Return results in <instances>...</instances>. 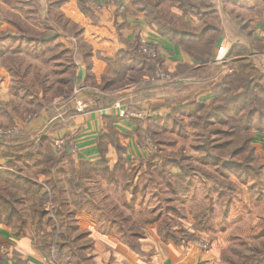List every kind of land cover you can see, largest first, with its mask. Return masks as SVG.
Wrapping results in <instances>:
<instances>
[{"label":"rangeland","instance_id":"obj_1","mask_svg":"<svg viewBox=\"0 0 264 264\" xmlns=\"http://www.w3.org/2000/svg\"><path fill=\"white\" fill-rule=\"evenodd\" d=\"M256 3V0L214 2L221 31L229 29L231 35H236L239 31L236 26L239 19L236 16L239 15L245 21L252 19L254 17L252 13L255 11L250 9L256 6ZM107 4H109L107 5L109 10L114 7L112 13H125L124 5L116 6L114 2L113 6L111 3ZM88 5L97 11V7H94L91 2L88 1ZM46 8L41 0H0V23L6 26L5 30H0V34L53 40V44L50 43L51 47L47 50L43 48L42 51L46 52L38 57L41 59H30L31 57L22 55L25 58L24 61L22 60L24 63L22 65L29 64L27 74L20 81L24 83L23 87L35 90L33 82L38 75L42 76V80L50 81L53 78L51 71H57L55 66L57 64L63 67L65 72L58 79L64 83L69 82L67 84L71 85L68 95L65 87H49L50 90L46 94L41 89L44 98L38 102L37 99L29 94L26 95L21 90L14 91L13 87L19 84V80H16L9 72L6 62L0 56V197H4L7 201L6 204L3 202L0 204V227L13 229L22 225L20 232L34 237L43 246L45 253L50 255L53 251L47 247V242H52L53 239L57 242L67 241V239L71 241L78 235H82V240L68 246L64 251L65 255H61L62 260L53 253L56 261L67 259L69 264H76L78 259L69 249L73 251L71 248L76 249V247L90 244L88 234L84 230L86 224H93L90 225L93 228L95 224L96 228H99L97 224L103 223L105 229L112 226V231L120 232L118 224L123 221V218L130 215L132 221L141 223L144 219L153 216L152 212L161 199L172 196L167 191L169 190L167 187L159 186L158 181L160 183L161 177L157 172H153V181L158 185L148 187L142 204L138 203L141 195L138 196L133 214L126 208V204L130 201V194L122 190L123 178L118 172L114 178H111L108 172L100 168L98 174L91 172L89 177L90 172L86 168H80L81 165L75 166L68 155L63 157L60 155L62 148L55 147L53 142L51 144L47 134L49 130L45 124L42 123L39 130L34 128L28 130L30 125L39 122V117H46L49 120L61 115L63 111L72 113L73 110L69 108L72 104L75 106L80 102L89 107L88 103L94 101V96L101 95L100 91H102L99 87L100 83L95 81L82 85L77 78L78 71L88 65V59L86 60L78 49L81 41L86 43L81 32L79 36L75 34L77 30H81V27L73 24L69 19L46 17ZM157 8L177 24V18H179L177 9L169 0H164ZM196 10L193 9L192 13L197 12ZM58 13L56 9L54 14ZM211 21L213 22V19ZM44 25L49 29L46 30ZM155 32L157 33L156 30ZM2 44L7 45L0 40V54L5 50ZM13 44L14 42H9L10 46ZM81 50L88 53L82 48ZM155 51L157 58L153 59L143 54L151 62L140 68L134 66L132 73L127 72L130 71L127 69L124 75L126 72L127 74L113 82L112 89L103 90L104 97L96 99L98 102L94 104L91 102L92 105L112 108L120 104L124 108L144 114L142 120L131 121L135 122L137 129L140 125L139 134L136 133L142 143V145L138 144V137L135 135L138 148L135 147V152L131 155L143 153L142 159H146L153 154H161L177 160V155L182 153L191 161L188 162L189 165L195 167L192 187L186 197L182 198L184 195L174 197L170 201L171 205L177 207L180 201L184 202L188 214L203 208L207 209V212H210L212 208L213 210L211 215L209 213L210 217L207 218L205 229L202 228L197 234L198 238L201 236L205 238V240H199L206 242L208 247L201 248L194 242L188 245L206 251L209 250L210 243L218 244L221 257L223 254L221 261L224 264H250L251 259H259L257 264H264V214H261L262 218L258 217L262 220L261 225L256 227V230L254 227V216L260 213L261 209L264 213V94H260L256 100L257 110L260 111L263 119L259 122L258 118L255 119L247 136H243L241 131L238 135H230V128L234 123L224 122L223 119L227 118V115L232 116L235 108L252 105V93L245 101L246 103L238 99L239 101L231 104L222 116L217 115L216 118L211 119L203 117L197 120V117L202 116V112H196L197 106L194 108L196 103L208 105L213 100L211 90L222 88L223 78L232 72L228 67L216 64L214 61H211L206 69H201L203 67L200 66L199 71H192L188 67L170 68L166 66L156 48ZM89 52L93 54L91 49ZM95 56L100 59L99 53H95ZM54 57L58 60L53 59ZM247 61L250 63L249 69L255 71L254 76H264V64L262 68H256L251 59ZM117 69L118 66L115 71ZM231 70L238 71L237 75L248 72L236 67ZM230 79L232 82L228 85L231 88L235 85L234 81L237 78L232 76ZM261 85L264 88V79ZM117 88L125 89L120 95L108 94ZM79 90L82 91L79 92ZM198 92L207 93L210 99L205 101V98L199 97ZM178 106L184 107L183 112L177 113ZM153 117L159 118L154 122L151 121ZM236 125L243 126L242 122ZM260 126L262 129L258 130L257 127ZM244 137H251L252 152L246 148L239 155L241 161L246 163L247 155L251 152L254 154L251 170L260 168L262 171L254 170L255 173H251V170L248 171L238 165H234L238 167V170L227 171L220 165L223 159L225 163L230 160L229 156L238 150V145ZM53 160H59V163L54 165ZM202 160H206V165L202 164ZM131 164L124 165L123 170L129 173L138 165ZM76 170H79L82 178L76 177ZM142 171H144V165H142ZM231 171L238 172L233 174ZM223 172H225L224 176H228L225 181L221 177ZM5 173L9 175L6 176ZM169 173L176 175L177 168H171ZM12 178L30 181L33 185H26L20 180L16 184ZM146 179L147 176H139L136 185H143ZM76 184L82 185L79 192L74 189ZM156 192L159 193L157 198ZM255 203L259 204L260 210L254 209ZM226 208L227 211H225ZM40 212L43 215L41 219L38 218ZM157 213L155 212L154 215ZM191 223L192 217L188 216L184 226L190 228ZM128 225L130 224L126 223L127 229L130 227ZM99 230L97 229L98 232ZM213 238L216 240L212 241ZM251 247L261 251V256L248 253ZM66 255L70 257L65 259Z\"/></svg>","mask_w":264,"mask_h":264},{"label":"trees","instance_id":"obj_2","mask_svg":"<svg viewBox=\"0 0 264 264\" xmlns=\"http://www.w3.org/2000/svg\"><path fill=\"white\" fill-rule=\"evenodd\" d=\"M109 1V0H108ZM164 0H129V3L131 6H133L134 10L137 12H140L143 14V18L145 23L155 28L158 35L161 37H164L170 41H172L175 45L179 46L181 50L186 54L187 57L192 59L194 62H196L199 66H202L201 69H206V67L209 65V63L212 61L213 54L215 51V47L217 44V41L222 33L221 29L219 28V22L217 21L218 16L216 14V10L214 7L209 3L207 0H169L173 6L177 9V24L172 21L170 18H168L166 15H164L159 9L157 8L159 4H161ZM78 6L81 12L88 16L90 12H92V9L88 5V0H78ZM193 9H197L195 13H192ZM127 11V8L125 9ZM120 13V12H118ZM195 18L197 22L200 24L197 28L193 27V19ZM237 19H239L236 26H238V33L236 35H242L247 36L249 33H244L243 31H246L249 28V25L247 24V20L245 21L242 17L240 18L239 15L236 16ZM213 19V22L211 21ZM215 20V22H214ZM16 25V24H15ZM45 29L47 30V26H45ZM49 29V28H48ZM22 34V33H21ZM77 36H79L80 31L77 30L76 33ZM0 40L7 43L6 46L3 48L5 49L2 54H0L1 58L6 62V67L9 68V72L12 73L16 80H19V84L14 85V91L21 90L26 95L29 94L34 99H37L36 101L42 100V91L46 94L51 87L59 86V87H65L67 95L71 91V85L64 83L61 81V79H58V77L63 76L64 68L60 65H55L57 68V71L55 72L52 70V76L53 78L49 80H42V76L38 75L36 77V80H34V89H31L30 87H23L24 83L20 82L23 80V76L27 74L29 69V64H24L22 60L24 61V57L22 55H27L31 57L30 59H41L38 58L40 55H44L45 52H43V48L47 50V48L51 47L50 43L53 44V40L48 38L46 40L44 39H35V37H26L23 38V36H8L5 33L0 34ZM14 42L13 46L9 45V42ZM54 46V45H53ZM81 48L88 53H85L81 50ZM78 49L80 53L84 56V58L89 60V57L91 56L89 52V47L84 44L82 41L78 44ZM134 49L138 50L135 51ZM239 49L236 54L240 53V55H245L243 51V47H238ZM140 50V40L138 35L135 36V42L133 44V47L129 50H125L123 53H121L119 56H117V66L118 69L112 72V67L110 68V72L106 75L101 76L99 87L101 90L106 91L107 89L113 88V82L118 81L119 78L125 76V71L132 70L134 66L136 67H142L149 63V59H147L143 54L139 52ZM41 53H38V52ZM43 52V53H42ZM37 55V56H36ZM21 56V57H20ZM61 58V56H59ZM234 53H229L227 55L228 61L224 63L222 66L228 67L231 74L225 76L223 78V83L221 86L222 88H218L215 90L212 89V97L213 100L207 105L205 103H196L197 105L194 106V108L197 106L196 112H202V116L197 117V120L203 119V117H209L216 118L217 115H223V112L229 108L231 104H235L238 99H241L243 103H246L245 101L250 97V94L252 93L253 98L252 102L253 104L249 107L242 106L239 108H235L234 112L231 115H227V118H224V122H233L234 124L230 128V135H238L239 131L242 132L243 136L248 134L251 130L252 125L255 122V119L259 122L261 119V113L257 110L256 107V100H258V96L260 94H264V88L261 85V81L264 79L263 75H260L259 77L254 76V70L249 69L250 63L247 61L248 58H239L233 60ZM53 59L58 60L57 57H54ZM45 61H47L45 59ZM49 61V60H48ZM151 62V61H150ZM244 64V65H243ZM89 65V64H88ZM88 65H85L86 69L88 68ZM243 65V66H242ZM179 67H188L192 71H198L199 69H193L189 66H179ZM239 68L242 71L245 70L247 73L241 72L239 75L238 71L231 70L232 68ZM117 68V67H116ZM115 68V69H116ZM252 71V72H251ZM250 73V74H249ZM253 74V75H252ZM237 75V76H236ZM89 79H91L90 75ZM232 76H235L237 79L234 81L235 85H232L231 88L228 84L232 82V79H230ZM56 79V80H55ZM72 83V82H71ZM61 84V85H60ZM50 87V88H49ZM47 96V95H46ZM52 100V99H51ZM260 100V99H259ZM182 108L184 107H177V113L183 112ZM159 118V117H158ZM158 118L153 117L151 121H156ZM142 120V119H137ZM117 122V118L114 117V119H108L105 121L106 127V133L103 134L98 140H97V148L100 154L99 160L97 162H85L82 164H77L73 159H71L72 163H74L75 166L81 165L80 168L85 169L90 172L89 177L91 176V172L98 174L99 169H104V171L108 172L111 178L115 177V174L118 172L120 176L123 178L121 180L122 182V190L124 193L130 194V201L128 204H126V208L130 212H133L134 214V207L137 203V200L139 199L138 196L141 195V198L139 199V204L143 203V199L146 197V191H148V187L158 185L167 187L172 197H165L164 199H161L160 202L157 204V208L152 212L155 214V212H158L156 215L152 214L153 216L150 218L144 219L141 223H138L136 221H132L130 219V215L123 218V221H121L118 225L120 228V233L122 235L123 241L127 243L134 252H139V241L144 238V229L147 226H155L157 235L159 236V239L162 243H172L176 246H183L186 247L188 243L194 242L197 239H203L205 238L197 237L198 232H201L200 230L202 228L205 229L206 222L208 221L207 218H209V213L211 215V212L213 210L210 209V212H207V209H200L199 211L191 212L190 214L187 213L186 208L184 207V202L180 201L177 207L171 205V202L173 198H178L177 196L184 195L182 198L186 197L189 193V190L192 187V181L193 176L195 172V167L189 165L188 158H186L182 153L181 155H177V160L172 158L171 156L161 155V154H153L150 157H147L144 160H135L133 163H137L138 165L131 170L129 173L127 170H123L124 165L126 164V161L123 157V154L125 152V149L119 145L117 142V132L113 128V124ZM243 124L242 127H238L236 124L241 123ZM140 125L137 129L140 130ZM204 131V129L202 127ZM258 130H261L262 127H257ZM226 133V134H229ZM139 134V132H138ZM137 135V133H136ZM247 136V135H246ZM138 137V144L142 145V143L139 141V135ZM51 144L53 140L50 138ZM250 141L251 137H244L241 143H239V148L235 152H232V154L229 156L230 160H227V162L220 161V165L222 168H224L227 171L230 170H238V165L241 168H244L248 171L252 169V163H253V156L254 154L252 152V148L250 147ZM111 145V146H110ZM112 147L115 150L117 161L115 164H113L111 167H109L108 160L106 158V154L108 151V148ZM246 148H249L251 152H249V155H247V162L243 163L241 161V157L239 156L241 153L245 151ZM231 151V150H230ZM62 157L66 156V152L63 149L62 146V153L60 154ZM229 155V153H228ZM205 158V157H204ZM202 164L206 165V160H202ZM54 165L59 163V160L54 161ZM132 163V164H133ZM131 164V165H132ZM142 165H144V171H142ZM177 168V174L172 175L169 173V170L171 168ZM77 168V167H76ZM93 169V170H92ZM256 171H262V169H253L251 170V173H255ZM140 171H142L140 173ZM240 171V170H239ZM153 172H157L158 176L161 177V181L158 184L153 181ZM233 174L237 173L238 171H231ZM76 177L82 178V175H79V170L75 171ZM211 174V173H210ZM225 172L222 173V180L225 181V179L228 176H224ZM6 176L9 174L5 173ZM228 175V174H227ZM139 176H147V181L143 185H136V181L138 180ZM12 180H15L16 184H18V178H12ZM26 185H33L30 181L26 180H20ZM31 183V184H30ZM228 185V184H227ZM232 187V186H231ZM82 188V185H75L74 189L79 192V190ZM59 191V188H58ZM57 191V192H58ZM157 195H159L158 192H156ZM187 194V195H186ZM6 204L7 201H5L4 197H0V204L1 203ZM163 206V207H162ZM228 209L226 208L225 211ZM42 213L40 212L38 214V218H42ZM188 216L192 217V223L190 225V228H186L184 226V221L187 220ZM203 220V222H201ZM126 223H129L130 226L128 229L126 227ZM112 224V223H111ZM113 225V224H112ZM112 227V226H111ZM110 227V228H111ZM126 227V228H125ZM145 227V228H144ZM23 228L22 225H20L18 228L14 227L11 230L15 234H20L21 229ZM53 237V235H52ZM50 237V238H52ZM82 235H78L75 239H72L71 241L67 239V241H56L55 239L52 240V242H47V247L50 248L53 253L56 254V256L60 257L62 260L64 251L67 250L68 246L72 245V243L78 242L81 239ZM70 241V243H68ZM37 246L41 251H45L37 241ZM91 246L90 244L76 247V249L71 248L73 251L69 249L70 252L75 253L77 260L76 264H87V255L85 253V250H88V248ZM248 253H251L253 256H257L260 254L261 251H259L255 247H251L248 250ZM65 255V254H64ZM70 257L69 255L65 256V259ZM223 257V254H222ZM221 257V259H222ZM259 259L253 260L251 259L250 264H257ZM61 262H68L61 261ZM229 264H235V263H229ZM241 264V263H240Z\"/></svg>","mask_w":264,"mask_h":264},{"label":"crops","instance_id":"obj_3","mask_svg":"<svg viewBox=\"0 0 264 264\" xmlns=\"http://www.w3.org/2000/svg\"><path fill=\"white\" fill-rule=\"evenodd\" d=\"M41 1L47 7L45 9L46 17H62L81 27L80 32L84 42L93 53L91 54L92 58L89 57L88 68L86 69L84 66L78 71L77 78L82 85H85L86 82L96 81L100 83L101 76L109 73L111 67L112 70H115L117 67V56L133 47L135 36L137 35L140 43L141 41H146L160 52L166 66L170 68L189 66L193 69L200 67L187 57L179 46L159 36L154 29L145 24L143 14L135 11L129 0H88L94 7H97V11L92 9L88 16H85L78 9V0ZM207 1L214 7V2H219L220 0ZM256 1V6L250 9L255 11L252 13L254 19L247 20L249 28L243 31L244 33H251L245 37L239 34L231 35L229 29H226V31L222 30L223 32L217 41L212 58L214 63L221 65L226 63L228 61L227 55L232 52L234 57H236L233 60L244 58L245 56V58L253 61L256 68H262L264 64V0ZM113 2L116 6L119 4L124 5L127 11L124 10L125 13H112L114 7L109 10L107 6L109 4L107 3L112 5ZM56 9L59 12L57 15L54 14ZM192 19V26H197L199 24L197 20L195 18ZM5 29L6 26L0 23V30ZM238 47H243L245 55L236 54L239 50L237 49ZM95 53H99L100 59L95 56ZM79 59L78 62H80ZM220 61L223 62L217 63ZM129 72L132 73L133 70ZM87 75H90L91 79ZM124 89L117 88L108 94L120 95ZM81 91L79 90V92ZM102 91H100L101 95L96 94L94 96L95 100L91 101L93 104L98 102L96 99L104 97V95L102 96L104 94ZM199 94V97L205 98V101L210 99L207 93ZM91 102L88 103L89 107L86 106V109L82 112H77L74 104H72L69 107L73 110L71 111L72 113L63 111L61 115L49 120L46 117H39V122L33 123L32 126L30 125L28 130L33 128L34 130H39L40 125L43 123L49 130V133H47L49 138L53 141L56 138L59 139L66 154L77 164L97 162L100 157L97 140L106 133L105 121L117 117L115 110L100 105L97 107L92 105ZM113 128L117 132V142L125 149L123 154L126 161L125 166L135 160H144L142 159L143 153L131 155L132 152H135V147L138 148L135 138L137 131L135 122H120L117 119V122L113 124ZM255 145H257L258 149V144L256 143ZM110 146L106 154L109 167L117 161L115 150ZM256 208L260 210L259 204L256 205L255 203L254 209ZM261 214H264L262 209L260 213L254 216L255 230L257 229L256 227L261 225L260 222L262 220L258 219V217H263ZM90 225L93 224H86V227L84 225V230H86L87 236L91 241V246L88 250H85L87 264H224L221 261L218 244L210 243L209 250L206 251L199 250L198 247L192 245L183 247L172 243L164 244L156 235V227L147 226L144 229V238L139 241V252H134L123 241L119 231L118 233L112 231L111 228L105 229L103 223L97 224L99 228H96L95 224V228L90 227ZM97 229H100L99 232ZM0 264H69V262L56 261L52 252L50 255L45 253V251H41L34 237L23 233L15 234L9 227H0Z\"/></svg>","mask_w":264,"mask_h":264},{"label":"built area","instance_id":"obj_4","mask_svg":"<svg viewBox=\"0 0 264 264\" xmlns=\"http://www.w3.org/2000/svg\"><path fill=\"white\" fill-rule=\"evenodd\" d=\"M246 1H250V0H246ZM154 50H153V49ZM139 52L141 54L147 55L150 58H157V52L155 51V48L152 44L146 42V41H141L140 43V50ZM160 56V55H159ZM223 61L217 62V63H222ZM75 109L77 112H82L86 109V105L81 104L80 102L77 103V105H75ZM110 109H113L116 111V117L120 122H130L132 120H136V119H143L144 114L143 113H137L133 110H129L127 108L122 107L120 104L115 105V107H112ZM53 144L55 147L57 148H62V142L59 139H55L53 141ZM202 240H195L194 244H198L201 248H206L208 247V244L206 242H204Z\"/></svg>","mask_w":264,"mask_h":264}]
</instances>
